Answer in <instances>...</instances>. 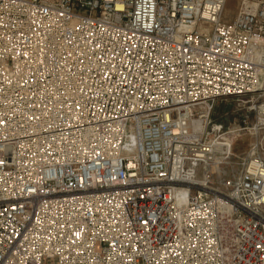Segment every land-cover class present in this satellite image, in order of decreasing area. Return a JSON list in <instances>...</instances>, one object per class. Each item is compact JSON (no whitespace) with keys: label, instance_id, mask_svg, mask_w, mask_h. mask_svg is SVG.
Instances as JSON below:
<instances>
[{"label":"built area","instance_id":"2783aa9c","mask_svg":"<svg viewBox=\"0 0 264 264\" xmlns=\"http://www.w3.org/2000/svg\"><path fill=\"white\" fill-rule=\"evenodd\" d=\"M0 0V264H264V0Z\"/></svg>","mask_w":264,"mask_h":264},{"label":"rangeland","instance_id":"374dc122","mask_svg":"<svg viewBox=\"0 0 264 264\" xmlns=\"http://www.w3.org/2000/svg\"><path fill=\"white\" fill-rule=\"evenodd\" d=\"M238 1L239 0L226 1L223 11L224 20L230 21L233 19L238 6ZM242 114L243 113L237 109L235 102L232 99H219L216 101L211 111V120L212 122L222 124L225 127H248L236 134L232 147L235 154H246L249 150L250 144L255 141H259L260 139L264 150V130H251L252 126L256 122L254 116L249 115L246 122H244ZM262 157L264 158V152Z\"/></svg>","mask_w":264,"mask_h":264}]
</instances>
